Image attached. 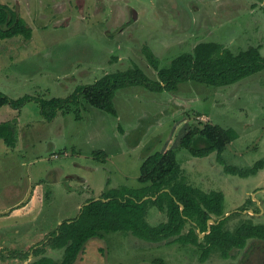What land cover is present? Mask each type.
<instances>
[{
  "label": "rangeland",
  "instance_id": "rangeland-1",
  "mask_svg": "<svg viewBox=\"0 0 264 264\" xmlns=\"http://www.w3.org/2000/svg\"><path fill=\"white\" fill-rule=\"evenodd\" d=\"M0 3L13 9L33 33L16 56L3 48L18 39L0 40V93L14 100L26 95L67 98L80 86L135 66L156 79L145 48L161 68L204 42L222 44L235 54L258 47L264 56V0ZM114 105L118 116L81 99L79 106L52 121L41 116L34 102L21 110L0 109V122L14 127L16 140L10 147L0 139V264L38 260L41 256L32 247H44L45 257L60 261L64 250L36 246L38 239L47 235L40 244L47 243L58 222L76 218L78 203L100 200L112 191L134 194L144 189L139 182L144 159L168 150L177 155L180 178L195 188L222 192L227 214L242 211L229 220L232 227L241 221L264 225L263 218L256 219L261 211L257 202L264 201V170L250 178L228 175L216 153L198 158L181 145L192 128L217 125L238 134L222 154L227 166L246 170L263 160L262 74L224 88L188 82L177 92L154 93L130 87L117 92ZM196 141V148L205 145L202 137ZM27 188L31 192L23 199ZM146 218L152 227L166 221L152 205ZM100 234L85 245L75 264L205 263L201 250L191 245L152 243L125 231ZM250 247L236 252L234 262L215 252L209 264H264V245L253 242Z\"/></svg>",
  "mask_w": 264,
  "mask_h": 264
},
{
  "label": "trees",
  "instance_id": "trees-1",
  "mask_svg": "<svg viewBox=\"0 0 264 264\" xmlns=\"http://www.w3.org/2000/svg\"><path fill=\"white\" fill-rule=\"evenodd\" d=\"M32 35L26 21L8 5L0 3V40L18 39L5 45L3 51L16 56L19 49L31 41ZM144 54L157 72L156 79L135 66L107 74L94 84L80 86L67 98L40 99L26 95L14 100L0 93V109L9 106L13 110H21L34 102L39 106L41 116L52 121L59 114H68L83 99L96 109L118 116L114 99L122 89L140 86L154 93H172L188 82L224 88L240 84L258 74L264 77V56L258 47H249L235 54L222 44L204 42L197 45L192 53L175 58L168 68L160 67V60L151 49L145 48ZM14 130L9 123L0 124V139L10 147L16 144ZM200 137L205 139V145L196 148V140ZM237 139L238 134L233 129L205 124L188 131L181 145L198 158L216 153L218 162L224 165L228 175L240 178L257 176L264 170V159L246 170L227 166L223 161L222 154ZM140 172L139 182L146 186L144 189L134 194L126 190L112 191L100 200H90L76 218L64 221L49 236L46 244L51 249L64 250L60 261L45 257V248L36 247L32 251L36 257H41L29 264H75L85 245L92 238L100 237L101 232L125 231L152 243L172 240L181 245H193L200 248L202 263L208 260L213 251H219L228 260L233 250H244L250 240L264 242V225L243 223L235 233L224 230L226 220H221L226 214L224 194L204 192L180 178L181 168L175 151L156 152L148 156ZM151 205L166 213L167 222L156 227L148 224L147 210ZM210 220H214L215 224L209 230ZM188 224L191 228L184 234ZM200 233L205 234L202 242Z\"/></svg>",
  "mask_w": 264,
  "mask_h": 264
},
{
  "label": "crops",
  "instance_id": "crops-1",
  "mask_svg": "<svg viewBox=\"0 0 264 264\" xmlns=\"http://www.w3.org/2000/svg\"><path fill=\"white\" fill-rule=\"evenodd\" d=\"M0 119H1V117H0ZM3 122H0V124H2ZM259 175V174H258ZM254 177H256V176H254ZM197 188V187H196ZM202 190V189H201ZM26 192V194H25V196L28 194H30V192L31 191H29V188H27V190H25ZM69 191H71V189H69ZM203 191L204 192H211V191H205L204 189H203ZM23 192H24V190L22 189V191H20V194L22 195L23 194ZM218 192V191H217ZM24 195V194H23ZM29 196H26V197H24L23 199H26V198H28ZM88 202H86V203H84V204H82L81 205V203H78V205H77V210H79L80 212H81V209L83 208V206H85L86 204H87ZM263 203H264V201L263 200H259L258 202H257V204L259 205V209L261 210L260 211V215H256V219H261V218H263V221H264V207H263ZM7 209V208H6ZM226 212V211H225ZM162 214H165V216H166V213H163V212H161ZM238 213V212H237ZM80 214V213H79ZM226 215H228L227 214V212H226V214H225V217H223L222 219L223 220H226L225 221V224H224V230L225 231H228V232H231V233H235L236 231H237V229L243 224V222L241 221V222H239L238 223V225H236V227L235 226H233V227H235L234 229H233V227L231 226V224H229V220L231 219V218H233V220H234V218L236 217V215L234 214V215H231V214H229V216H226ZM240 215H242V213H240ZM250 215V214H249ZM163 215H160L159 217H162ZM164 217V216H163ZM226 217H228V218H226ZM74 219V218H73ZM67 220H72V219H67ZM66 220V221H67ZM254 220V219H253ZM146 221H147V218H146ZM148 222V221H147ZM165 222H167V216H166V221ZM63 223V221H60V222H58L57 223V225H55L56 227H55V229L53 230V232H55L56 230H57V228L61 225ZM149 224V223H148ZM251 224H253V225H263V224H254V223H252L251 222ZM150 225V224H149ZM190 228H191V225L190 224H188L187 226H186V228H185V230H184V234L185 233H187L189 230H190ZM52 232V233H53ZM46 233V232H45ZM47 234V233H46ZM51 235V234H50ZM47 236V235H46ZM46 236H42V238H40V239H38V240H40V241H38V243H36V246H44L43 244H46V243H42V244H40L43 240L44 241H46V239H45V237ZM201 239V238H200ZM204 239V238H203ZM203 239H201V241L200 242H202V240ZM34 241H36V239L34 240ZM34 241H31V242H28V244H30V243H32V242H34ZM47 241H48V239H47ZM170 242H172V240H169ZM253 242H257V243H259L260 244V242L261 241H259V240H250L248 243H247V246H246V248H245V250H233L232 252H231V258L230 259H228V260H226V261H229V262H231V261H235L234 259H235V254H237L236 252H248V250H249V248H250V246H251V244L253 243ZM263 242V241H262ZM35 243V242H34ZM162 243V242H161ZM191 246H193V245H191ZM193 247H196V246H193ZM32 248H35V247H32ZM32 248H31V250H32ZM196 248H198V247H196ZM199 250H200V248H198ZM53 250V249H52ZM215 252H219V251H213L212 253H211V255H210V257L212 256V254L213 253H215ZM220 253V252H219ZM221 254V253H220ZM33 256V255H32ZM79 259V258H78ZM209 262H210V259L208 258V260H207V262H205L204 264H209ZM239 263H241V261L239 262Z\"/></svg>",
  "mask_w": 264,
  "mask_h": 264
},
{
  "label": "water",
  "instance_id": "water-1",
  "mask_svg": "<svg viewBox=\"0 0 264 264\" xmlns=\"http://www.w3.org/2000/svg\"><path fill=\"white\" fill-rule=\"evenodd\" d=\"M182 209H183V207H182ZM226 216H229V214L226 215ZM221 220H223V219H221ZM214 224H215V221H214V220H210V221L208 222L209 230L211 229V226L214 225ZM202 236L205 237V234L200 233V237H202Z\"/></svg>",
  "mask_w": 264,
  "mask_h": 264
},
{
  "label": "flooded vegetation",
  "instance_id": "flooded-vegetation-1",
  "mask_svg": "<svg viewBox=\"0 0 264 264\" xmlns=\"http://www.w3.org/2000/svg\"><path fill=\"white\" fill-rule=\"evenodd\" d=\"M260 244L264 245V242L261 241ZM250 248H251V247H250ZM244 250H245V249H244ZM260 250H261V249H260ZM249 252H250V251H249ZM242 262H243V261H241V263H242ZM241 263H240V264H241Z\"/></svg>",
  "mask_w": 264,
  "mask_h": 264
}]
</instances>
